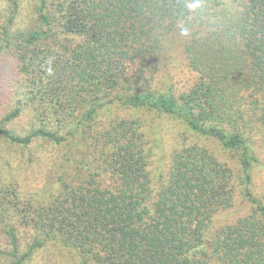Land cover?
I'll return each mask as SVG.
<instances>
[{"label":"trees","instance_id":"1","mask_svg":"<svg viewBox=\"0 0 264 264\" xmlns=\"http://www.w3.org/2000/svg\"><path fill=\"white\" fill-rule=\"evenodd\" d=\"M5 1L0 54L15 55L37 99L30 133L0 122V138L64 151L55 193L24 199L0 176L6 264H29L50 245L79 264H264V196L252 191L254 138H264V0H38L23 26V0ZM176 41L198 78L185 92L157 91L162 51ZM116 110L184 124L169 170L153 177L140 119L102 121ZM226 154L252 211L212 232L234 205ZM17 222L32 232L26 244Z\"/></svg>","mask_w":264,"mask_h":264},{"label":"rangeland","instance_id":"2","mask_svg":"<svg viewBox=\"0 0 264 264\" xmlns=\"http://www.w3.org/2000/svg\"><path fill=\"white\" fill-rule=\"evenodd\" d=\"M223 1L232 3L230 0ZM7 6L5 0H0V12ZM37 7L38 0H23L20 23L27 24L32 21L29 18L37 16ZM21 25L23 26L22 23ZM178 42L176 41L172 46H166L162 51L161 65L152 83V88L157 91L173 88L176 93L185 92L193 86L198 78L197 74L190 69L183 46ZM17 73L15 55L11 52L0 54V122H3L5 128L16 134L27 135L35 124L33 114L35 104L33 102L37 98L31 99L33 95L29 93L28 86L23 84L24 78H18ZM20 105L25 108L24 113L12 121L5 120L7 115L9 116ZM107 117L133 118L144 122L153 147L152 163L149 167L153 177L163 169L164 171L169 170L172 152L179 147L182 135L185 134L186 128L182 122L149 111L121 112L116 110V112H108L102 121L105 122ZM254 139V150L259 162L253 168L252 191L256 197L261 198L264 196V138L261 134H257ZM191 141L189 140V142ZM210 147L216 148L214 143H210ZM63 158L64 151L61 148L44 140H36L30 147L24 148L0 138V176L4 177L8 184L18 187V190L24 195V199H28L30 194L43 197L47 190L52 193L57 191L59 185L57 179L61 172L60 164ZM223 160L236 172L234 205L214 217L211 225L212 232L235 224L252 211L250 203L242 195L238 182L237 159L231 154H226ZM16 226L23 243L26 244L25 242L30 240L32 232L22 225L19 227V222L16 223ZM6 251H10L9 241L0 229V264L7 263L4 256ZM29 264L79 263L67 250L58 245H50L37 251Z\"/></svg>","mask_w":264,"mask_h":264}]
</instances>
